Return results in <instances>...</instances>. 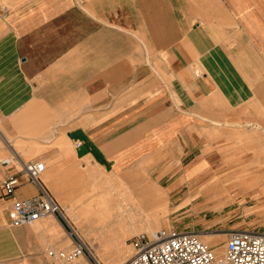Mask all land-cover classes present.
<instances>
[{
    "label": "crops",
    "instance_id": "0c3cea01",
    "mask_svg": "<svg viewBox=\"0 0 264 264\" xmlns=\"http://www.w3.org/2000/svg\"><path fill=\"white\" fill-rule=\"evenodd\" d=\"M251 102L262 111L247 118L264 129V0H0L2 131L29 147L67 136L66 147L46 149L42 177L61 199L118 176L140 197L162 189L170 215L207 219L226 191L215 189L235 181L247 185L227 197L252 192L264 214L263 167L206 184L210 154L237 135ZM10 166L0 163V185L18 171ZM37 193L27 179L12 196L0 189V264H49L50 250L66 248L48 244L74 246L66 227L55 240L53 225L12 224L13 202Z\"/></svg>",
    "mask_w": 264,
    "mask_h": 264
},
{
    "label": "rangeland",
    "instance_id": "374dc122",
    "mask_svg": "<svg viewBox=\"0 0 264 264\" xmlns=\"http://www.w3.org/2000/svg\"><path fill=\"white\" fill-rule=\"evenodd\" d=\"M262 111V105L258 103H247L240 109L241 119L238 121L235 120L234 124H237V127L239 128L236 134L233 136H227L224 135L222 137V141L220 142V145L217 147V151L215 153H211L210 155H217L218 160L216 163L213 164V166L210 168V172L208 174V181L209 178L212 175H222L227 173H232L234 170H239L243 166L248 167L246 171L243 173H240L236 180H242L244 181V177L246 178L249 173L248 170L254 169L257 170L259 167L264 168V129H260L263 126L261 125V122L257 119L253 120L252 118H247L248 114L252 116V113ZM221 126L223 128H228L230 125V122L228 120H222ZM0 127L5 132L3 127L0 124ZM225 130V129H224ZM58 134L56 132V135L50 138L49 142H51L49 145H45V143L42 145L40 143H31L34 145H31L32 149L29 151L22 150L21 156L23 160L29 161V160H43L47 165H49V162L45 160V154L47 153L46 149L49 147H53L54 145H58L59 147H66L68 145V139L65 134ZM229 131V130H227ZM11 139H14V142H19L14 137L8 136ZM7 138H4V140L0 139V162L5 159H13V162L18 170L21 169V163L17 161L16 159V153L12 151H8L7 145L9 142L7 141ZM38 142V141H37ZM23 148L28 146L27 142L20 141ZM249 143V144H248ZM29 147V146H28ZM11 149V148H10ZM15 156V157H14ZM45 175V173H44ZM42 176L45 178V176ZM234 179V178H233ZM45 180V179H44ZM235 180V179H234ZM1 182V179H0ZM47 185V184H46ZM97 185V186H95ZM132 185V184H131ZM135 185V184H134ZM218 185V183H217ZM216 185V186H217ZM247 184H244L242 182H233L228 183L225 185H219L215 190H218L220 188L226 189L224 192V197L217 202H208L207 207L208 209H212L214 212L209 214L207 219L204 215L201 216H183V215H170V209L168 201L164 199L162 196V189L157 188V191H154L155 194V201H152L151 207L158 211V220H160L161 224L157 226L156 229L162 228V227H178L179 229H189V230H195L198 231L200 234L201 239L206 243L205 241V234L207 233H216V237L219 241L218 246L223 247L225 246V243L228 240V233L230 230L233 229H250V228H257L264 231V214H261L262 212H258L253 210L252 207H254L257 203V200L252 199L250 193H246L247 196H242L240 198L236 199H229L227 197V192L231 190H236L240 188H244ZM130 186L126 184L122 180V177L118 176H105L104 178L100 177L98 179H94L93 181H88L87 183L83 184H76L73 187H76L72 192L70 193H64L66 198L68 196L70 199H61L59 196L54 194L53 188H49L50 192L56 197V199L59 201L63 208V215L66 217V221H64L67 229L70 230V232L78 234L82 240L86 243L88 250L90 251L92 257L95 259V261L100 262L96 256L94 255L95 251L90 243V239L85 235V233L77 228L70 216H68L67 210L69 207L73 210V212L76 214H80V218L82 215H85V213L90 210L95 202L100 201L104 199V196H108L111 199H114V193L116 190H119L120 187H124L126 194H131L132 197H134L137 200H140L142 202H145L147 198L137 196L134 192L128 191L127 187ZM115 188L116 190H111L110 193L106 194L108 188ZM1 189V185H0ZM237 192V191H236ZM238 192H241L239 190ZM164 195V194H163ZM249 195V196H248ZM150 203V202H149ZM151 204V203H150ZM211 210V211H212ZM210 210H207L209 212ZM83 218V217H82ZM67 222V223H66ZM165 222V225L162 223ZM52 224L54 226L52 230V236H54V239H58L59 237H63L64 239L68 238V235L66 234L65 228L62 225L61 221L57 219L55 216L51 215L44 219H41L34 223L32 227H38L41 226V224ZM141 232V231H140ZM138 232V233H140ZM143 232V231H142ZM137 232L132 234L129 238L132 236L138 234ZM129 238H127V245L129 250L126 247V250L128 252L133 251L132 247L130 245ZM68 241V239H67ZM52 247L57 248H66V250H71L73 248V244L71 241L63 242L61 245L56 243L48 244ZM211 246V245H210ZM214 247V246H212ZM102 264H107V262L102 261L100 262Z\"/></svg>",
    "mask_w": 264,
    "mask_h": 264
},
{
    "label": "built area",
    "instance_id": "2783aa9c",
    "mask_svg": "<svg viewBox=\"0 0 264 264\" xmlns=\"http://www.w3.org/2000/svg\"><path fill=\"white\" fill-rule=\"evenodd\" d=\"M0 163L11 165L10 169L14 165L13 159H5ZM20 163L21 169L9 173L1 184L3 194L12 196L24 184L25 179L37 185L39 193L13 202L12 224L32 225L53 215L66 227L63 208L42 179L47 164L43 160L23 159ZM71 234L73 249L50 250L49 264H60L62 261L64 264H80L78 258L82 255L85 257V263L102 264L95 261L78 234ZM128 241L133 253L124 264H264V231L257 228L230 230L222 255L205 243L198 231L177 227H162L153 232L143 231Z\"/></svg>",
    "mask_w": 264,
    "mask_h": 264
},
{
    "label": "bare ground",
    "instance_id": "6f19581e",
    "mask_svg": "<svg viewBox=\"0 0 264 264\" xmlns=\"http://www.w3.org/2000/svg\"><path fill=\"white\" fill-rule=\"evenodd\" d=\"M4 138H8L7 141L15 153L20 156L22 150L27 149L29 151L32 148H23L20 141L14 142V139L6 137L0 127V139L4 140ZM113 189L116 190L109 187L105 193L108 194ZM124 190V187L116 190L114 199L104 196V199L95 202L93 207L81 218L80 214L74 213L70 207L67 210L68 216L72 219L71 221L90 239L96 258L100 262H107V264H124L133 253V251L128 252L127 238L140 231L153 232L161 224L157 216L158 211L151 207L152 201H155L154 191L147 197L148 201L145 204V202L132 197L130 193L126 194L123 192ZM163 194L162 191L164 197L165 194ZM49 225L52 226L51 223ZM205 235L206 243L214 246L216 253L219 255L224 254L225 246H218L216 233H206ZM68 241H70L69 238ZM126 247L128 250H126Z\"/></svg>",
    "mask_w": 264,
    "mask_h": 264
}]
</instances>
